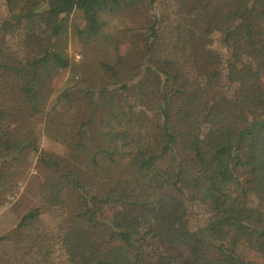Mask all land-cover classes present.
<instances>
[{"label":"trees","instance_id":"obj_1","mask_svg":"<svg viewBox=\"0 0 264 264\" xmlns=\"http://www.w3.org/2000/svg\"><path fill=\"white\" fill-rule=\"evenodd\" d=\"M1 6L0 205L27 153L43 178L39 205L0 236V264H257L239 240L264 259V0ZM145 8L150 18L129 26ZM68 23L104 58L49 98L71 66L58 46ZM42 208L65 216L45 225Z\"/></svg>","mask_w":264,"mask_h":264},{"label":"rangeland","instance_id":"obj_2","mask_svg":"<svg viewBox=\"0 0 264 264\" xmlns=\"http://www.w3.org/2000/svg\"><path fill=\"white\" fill-rule=\"evenodd\" d=\"M3 7H0L2 10ZM152 9L145 8L144 11L135 12V14H127L129 26L136 27L141 22H145L150 18ZM72 20V18H71ZM70 20V22H71ZM72 29L70 23L67 25V29L62 32L60 39L58 40V46L68 56L71 66L65 70H61L58 76L54 79L48 97H53L58 91L65 87L66 82L73 74H77L80 78L91 76L90 74L98 71V62L104 58L103 46L99 41L97 43L85 44L83 41L78 40L71 33ZM213 43L212 47L219 53L224 54L226 52L225 47L221 44V34L214 33L212 35ZM100 45H99V44ZM248 62V58H246ZM249 66L254 67V62H248ZM88 67V69H87ZM40 147L42 149L54 150V144L45 136L41 137ZM29 166L25 167V171L20 179L19 186L14 188L11 193L8 194L4 204L0 205V236L7 234L15 226L18 218L23 215L29 208L34 205H39L37 202V186L42 180V170L38 163V156L33 153L26 154ZM206 214V215H205ZM205 215V217H204ZM207 211L201 212V215L192 213L187 218V222L193 228L199 225L205 224L207 217ZM65 214L62 211H54L52 209L42 208L41 221L45 225L51 226L58 223L64 218ZM233 244V241H230ZM215 242L211 241V245L214 246ZM236 251L241 258L247 263L264 264L262 255L256 250V248L244 241L239 240L234 242ZM2 251V250H1Z\"/></svg>","mask_w":264,"mask_h":264}]
</instances>
